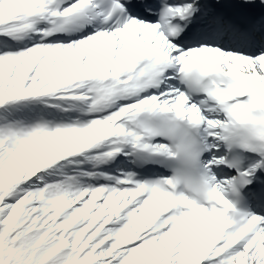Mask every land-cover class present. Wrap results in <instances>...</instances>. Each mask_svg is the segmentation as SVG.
<instances>
[{"label": "snow or ice", "instance_id": "6c2138e0", "mask_svg": "<svg viewBox=\"0 0 264 264\" xmlns=\"http://www.w3.org/2000/svg\"><path fill=\"white\" fill-rule=\"evenodd\" d=\"M0 264H264V0H0Z\"/></svg>", "mask_w": 264, "mask_h": 264}]
</instances>
